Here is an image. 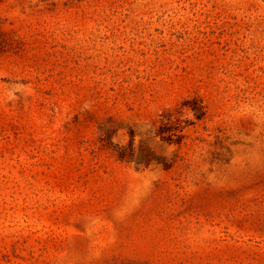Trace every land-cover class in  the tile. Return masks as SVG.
Listing matches in <instances>:
<instances>
[{"label":"rangeland","instance_id":"obj_1","mask_svg":"<svg viewBox=\"0 0 264 264\" xmlns=\"http://www.w3.org/2000/svg\"><path fill=\"white\" fill-rule=\"evenodd\" d=\"M0 264H264V0H0Z\"/></svg>","mask_w":264,"mask_h":264}]
</instances>
